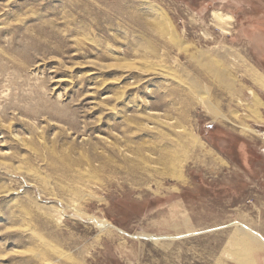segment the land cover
Segmentation results:
<instances>
[{"label":"rangeland","instance_id":"rangeland-1","mask_svg":"<svg viewBox=\"0 0 264 264\" xmlns=\"http://www.w3.org/2000/svg\"><path fill=\"white\" fill-rule=\"evenodd\" d=\"M214 11L234 17L230 33ZM170 31L187 50L166 45ZM159 64L173 77L153 74ZM120 94L131 109L162 103L175 137L204 144H188L181 177L137 185L93 166L79 181L35 159L111 136L116 101L102 98ZM28 195L37 217L17 218ZM43 205L62 217L48 222ZM0 264H264V0H0Z\"/></svg>","mask_w":264,"mask_h":264},{"label":"bare ground","instance_id":"bare-ground-1","mask_svg":"<svg viewBox=\"0 0 264 264\" xmlns=\"http://www.w3.org/2000/svg\"><path fill=\"white\" fill-rule=\"evenodd\" d=\"M213 18L215 19V23L221 32L230 33V28L232 27V22L234 21L233 16L229 14H224L221 11H214ZM167 44L177 47V49H179L180 51H183L185 49L187 50L188 48L187 43L185 45L180 39V37L177 35V33L173 31H170V39L168 42L166 41V45ZM154 46L155 45H153L152 49H150L151 53H155L157 57H160L159 50H157L158 48ZM162 56L163 55L161 54V57ZM200 68V72L203 73V76L208 74L209 72L212 77V74L215 75L218 72L216 74V78L219 79L217 82L218 84H220V87L224 90L232 89L233 92L230 94L231 96H235L237 94L234 83L229 80V76L226 74L223 68L218 67V70L216 72L211 71L207 67L206 63H204V66H201ZM152 70H154L153 74L158 73L160 76H162V78H166L168 75L173 77V73H171V71L167 67H165L164 64L153 66ZM139 81L140 80H138L137 82ZM190 82V86H186L188 92L191 93V95L193 94L192 96L197 98L198 102H200L204 106V108L207 109L209 114L214 118H225V115L217 107L218 105L216 106L210 99H204L206 96H204L203 98V96L200 95V93H202L203 91V86L200 84V82H198L197 80H192ZM145 89L146 88H144V90ZM143 93H146L148 95L150 94V96L152 94L147 92ZM124 95L125 94H120L117 96L109 95L107 97L102 98V100L104 99L105 101H109L111 100V98H115L116 101V104L112 107V109H114V122L112 123L111 128L108 131V134H111L113 138L111 136L106 135V137L104 136V139L99 138L100 141L98 142L93 141L92 138L88 136L86 137L84 135L83 137L81 135L80 140H78L79 135H76V137H73V139L79 141V144H81L79 147L77 145L78 143H72L73 145L65 146V148H61V150L59 149L60 152H57V150L49 149L47 152H45V155H42L40 152L35 151V159L39 162H44L48 166V168H51V170H56V168H58L61 172H63L64 175H68L69 173L72 175V177L78 179L79 181H81L82 178L80 179L78 175H82V173H84L85 171L90 172L87 170V168L93 166L95 167L92 170L95 173L98 172L101 168L107 166L114 167L120 170L123 176L126 175L127 178H131L130 180H132L133 183L137 185L142 183H138V179L143 180L144 182V180L147 179V177L149 176H164L167 171V173H170L172 177H181V174H183L182 169L185 168L183 162L188 160L187 158H185V149L188 144L191 143L193 145L201 147V149L205 151L204 144L202 143L198 145L197 138L193 137V135H188V137L186 138L187 141H185L186 143H183L182 140L184 139H181L179 135L178 137L177 135L175 137L173 131H176V126L170 122L163 121V116L159 113L157 109L160 108V105L162 103L160 105L158 103L151 105V100L148 97H145V99H143V96H141L143 100H141L140 103H134L135 105L133 106H135V108L131 109L129 106L130 101L129 99H127L128 96L124 97ZM180 98L181 105L187 102L186 97L183 98V96H180ZM257 100L258 103H261V100H259L258 98ZM174 104L175 103H172V105ZM163 107L165 106L163 105ZM183 112L180 113L181 117L185 116ZM146 133L147 135L152 134V138H144V135ZM137 135L142 136L136 138L135 136ZM83 149L87 150L88 154L83 151ZM2 154H7V152H2ZM206 154L211 155V152H205V155ZM95 163H97V165H95ZM40 192L41 194L46 193L45 190L42 188H40ZM26 197L27 195L24 196V198ZM37 205L41 207V204H39L36 200L34 201V199L28 195V198L25 201H21L20 204L22 214L16 215V217L20 218L21 215H25L29 216V218H33V216H36V212H34L32 209L33 206ZM69 206L73 207V209L75 210V214H79V209L76 205L69 204ZM43 207L46 210L45 218L48 222L52 221L51 213L57 211L59 214L58 208L44 205ZM14 216L13 218H16ZM59 217L61 218L62 215L60 216L59 214ZM95 219L99 220L98 218ZM47 221H45V223ZM37 229L38 228L32 230V233L34 235L39 233ZM52 249L54 250V247H52Z\"/></svg>","mask_w":264,"mask_h":264}]
</instances>
